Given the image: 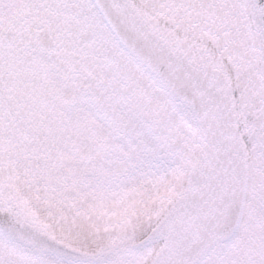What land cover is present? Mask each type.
<instances>
[{
  "label": "snow or ice",
  "instance_id": "6c2138e0",
  "mask_svg": "<svg viewBox=\"0 0 264 264\" xmlns=\"http://www.w3.org/2000/svg\"><path fill=\"white\" fill-rule=\"evenodd\" d=\"M0 264H264V0H0Z\"/></svg>",
  "mask_w": 264,
  "mask_h": 264
}]
</instances>
